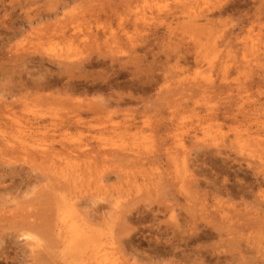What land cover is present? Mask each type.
<instances>
[{
  "label": "rangeland",
  "instance_id": "374dc122",
  "mask_svg": "<svg viewBox=\"0 0 264 264\" xmlns=\"http://www.w3.org/2000/svg\"><path fill=\"white\" fill-rule=\"evenodd\" d=\"M0 264H264V0H0Z\"/></svg>",
  "mask_w": 264,
  "mask_h": 264
},
{
  "label": "bare ground",
  "instance_id": "6f19581e",
  "mask_svg": "<svg viewBox=\"0 0 264 264\" xmlns=\"http://www.w3.org/2000/svg\"><path fill=\"white\" fill-rule=\"evenodd\" d=\"M26 61V60H25ZM41 62V61H40ZM42 65V64H41ZM42 85V84H41ZM93 112V111H92ZM55 214V213H54ZM23 232V231H22ZM23 235V234H22ZM80 243V242H79ZM80 245V244H79ZM82 245V244H81ZM40 246V245H39ZM79 247H81V246H79ZM40 248V247H39ZM75 248V247H74ZM90 256V255H89ZM68 259V258H67ZM91 259V258H90Z\"/></svg>",
  "mask_w": 264,
  "mask_h": 264
}]
</instances>
